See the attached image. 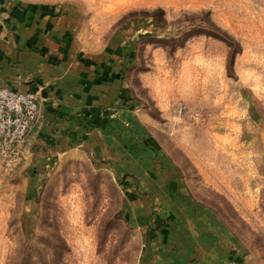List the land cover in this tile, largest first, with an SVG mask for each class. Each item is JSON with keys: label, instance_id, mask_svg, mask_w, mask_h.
I'll return each mask as SVG.
<instances>
[{"label": "rangeland", "instance_id": "obj_1", "mask_svg": "<svg viewBox=\"0 0 264 264\" xmlns=\"http://www.w3.org/2000/svg\"><path fill=\"white\" fill-rule=\"evenodd\" d=\"M46 1L73 9L84 54L122 62L150 177L223 229L219 264H264V0ZM136 159L78 147L0 177V264H157Z\"/></svg>", "mask_w": 264, "mask_h": 264}, {"label": "crops", "instance_id": "obj_2", "mask_svg": "<svg viewBox=\"0 0 264 264\" xmlns=\"http://www.w3.org/2000/svg\"><path fill=\"white\" fill-rule=\"evenodd\" d=\"M75 25L73 9L51 1L0 0V84L45 95L39 126L29 140L32 161L78 147L119 161L122 167L137 158L143 165L138 166L142 171L137 172L141 178L136 190L157 194L154 202L142 197L135 203L144 214L155 209L148 223L157 226L151 240L157 247V264H219L218 237L223 229L198 210L196 220L207 222L201 229L203 225L192 219V206L162 195L166 186L150 177L149 151L145 143H136L137 125L128 106L122 62L84 54L74 40ZM182 206L188 216L179 209ZM181 215L183 223L176 218ZM177 233L186 235L193 257L203 248L199 261L192 262V257L190 263H177V254L170 249Z\"/></svg>", "mask_w": 264, "mask_h": 264}, {"label": "built area", "instance_id": "obj_3", "mask_svg": "<svg viewBox=\"0 0 264 264\" xmlns=\"http://www.w3.org/2000/svg\"><path fill=\"white\" fill-rule=\"evenodd\" d=\"M43 100L40 91L0 84V177L12 175L33 157L29 140L39 126Z\"/></svg>", "mask_w": 264, "mask_h": 264}, {"label": "water", "instance_id": "obj_4", "mask_svg": "<svg viewBox=\"0 0 264 264\" xmlns=\"http://www.w3.org/2000/svg\"><path fill=\"white\" fill-rule=\"evenodd\" d=\"M42 95L45 97V95L42 93Z\"/></svg>", "mask_w": 264, "mask_h": 264}]
</instances>
